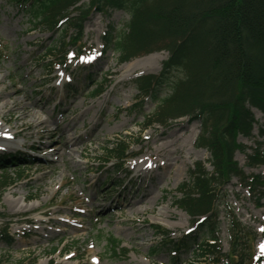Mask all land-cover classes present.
<instances>
[{
	"label": "rangeland",
	"instance_id": "obj_1",
	"mask_svg": "<svg viewBox=\"0 0 264 264\" xmlns=\"http://www.w3.org/2000/svg\"><path fill=\"white\" fill-rule=\"evenodd\" d=\"M128 19L122 10L110 16L92 12L84 22L83 53L68 46L63 63V56L56 58L47 52L61 41L63 28L33 27L18 3L0 0V125L7 128V134L21 131L8 142L0 141V154L22 151L35 160L21 166V178L19 168L8 170L15 181L1 195L0 213L6 218L0 217V233L8 223L15 241L8 245L0 240V264H174L167 248L151 254L161 241L154 225L167 228L172 239L193 233L201 243L206 235L197 231L186 211L175 206L178 188L196 163L203 162L211 170L210 153L196 145L200 123L183 117L166 126L151 124L144 129V116L154 110L155 103L143 98L133 108L142 99L134 79L159 73L168 52L158 50L123 63L112 48L104 52L105 31L112 25L121 28ZM180 74L175 69L170 77ZM96 83H103L105 89L94 97ZM166 92L167 85L161 95ZM41 106L47 108L42 116L49 117L46 127L56 129L55 136L36 126L29 116L22 118L24 110ZM253 111L259 124L264 123V114ZM259 124L254 137H240V141L250 147H255L256 140L264 142ZM163 131L171 138L176 132L183 136L174 144L178 149L174 156L180 152L181 158L170 168L138 178L133 162L146 159L151 151L144 141L156 147L160 141L154 142L155 138ZM63 133L77 139L78 150L72 151V158L59 148ZM117 140L128 143L126 158L107 164L105 147ZM172 149L165 146L160 150L167 156ZM129 153L136 155L128 157ZM235 158L247 173L264 171L262 166H249L241 151ZM105 180L110 181L106 184ZM222 192L215 228L223 251L230 250V216L236 215L255 236L253 249L247 251L254 253V263L264 264V259L256 261L264 255V206H257L236 178ZM146 193L150 196L143 201ZM110 235L122 241L126 253L112 254L107 244ZM197 247L193 243L178 264H226L225 259L213 262L211 253L197 257Z\"/></svg>",
	"mask_w": 264,
	"mask_h": 264
},
{
	"label": "trees",
	"instance_id": "obj_2",
	"mask_svg": "<svg viewBox=\"0 0 264 264\" xmlns=\"http://www.w3.org/2000/svg\"><path fill=\"white\" fill-rule=\"evenodd\" d=\"M10 2L21 6L33 27L44 26L51 31L63 28L61 41L47 50L56 58L63 56V63L69 52L66 47L82 52L84 22L92 12L110 16L122 10L128 14L129 19L121 28L112 25L103 36L104 52L112 48L118 54L119 63L158 50L168 52L159 73L143 74L134 79L142 99L133 108L141 105L143 98L155 103L154 110L144 116L147 121L144 128L151 124L166 126L181 117L200 123L196 143L198 148L209 151L211 170L203 162H197L189 178L179 186L175 205L190 215L197 231H205L206 235L201 243L193 234L172 239L167 228L154 225L161 241L153 246L151 254L167 248L172 262L178 264L182 254L189 252L193 243H198L197 257L211 253L216 263L225 259L226 264H256L254 253L247 251L253 249L255 236L252 231L236 215L230 216V250L224 252L215 222L222 191L233 178L248 189L257 206H264L261 202L264 171L247 173L235 158L237 151H241L246 154L249 166L264 169V142L256 140L255 147H250L239 139L254 137L258 120L252 109L257 108L264 114V0ZM175 69L181 74L171 79ZM165 85L167 92L161 95ZM104 89L103 83H96L91 94L97 96ZM259 136L264 137V123L259 124ZM128 147L125 140L108 143L105 147L108 157L104 162L123 161ZM20 154H0V199L8 185L15 181L8 171L12 166L19 168L18 178L22 177ZM0 217L6 218L3 213ZM8 226L6 223L0 240L10 245L14 238ZM107 244L113 255L121 250L127 252L121 247L122 241L113 235L108 236ZM56 250L54 247L53 252ZM262 258L257 257L256 261Z\"/></svg>",
	"mask_w": 264,
	"mask_h": 264
},
{
	"label": "bare ground",
	"instance_id": "obj_3",
	"mask_svg": "<svg viewBox=\"0 0 264 264\" xmlns=\"http://www.w3.org/2000/svg\"><path fill=\"white\" fill-rule=\"evenodd\" d=\"M38 108L39 109H35L34 107H29L28 109L24 110L22 113V118L25 116H29L31 120L36 124V126L45 129L47 128L46 127L47 125L48 126L50 125L49 117L44 118L42 116V113L47 112V108L43 106ZM98 126L99 125L97 123L96 127ZM46 130H47L46 132L50 133V136H55L58 133L56 129L50 130L49 128H47ZM6 132H7V128H4L3 125L2 126L0 125V141L8 142L11 137L21 133V131H17L16 133H12V134H7ZM160 135L161 137L159 139L155 138L154 142L160 141L159 143L157 142L158 144L156 147L151 145L150 141L145 140L144 143L147 145V148L151 150L148 152V157L146 159L141 157L133 162L132 168L136 169L139 172L138 178L141 177V175L143 174H154L161 168H168V167L170 168L172 165H174L175 163L174 161L181 158L182 153L180 152L176 157L174 156V154L177 153L178 151V149L174 148L175 146L174 144L178 140H180L183 136L176 132L175 134L172 135L173 138H171V136L165 133L164 131ZM61 136L62 139L59 141V148L61 149V152L63 154L66 153L71 156L73 150L74 151L78 150L77 148H75V143L77 139L75 136L65 137V133H63ZM165 146L173 147V149L170 151V153L167 156H165L164 153L160 150ZM153 148L155 149L154 151H152ZM149 196L150 193H146L144 195V198H142L143 201H146L149 198ZM128 207H132V204H128Z\"/></svg>",
	"mask_w": 264,
	"mask_h": 264
}]
</instances>
